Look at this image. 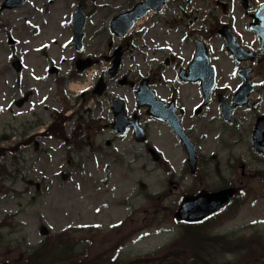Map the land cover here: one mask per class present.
<instances>
[{
	"label": "rangeland",
	"instance_id": "1",
	"mask_svg": "<svg viewBox=\"0 0 264 264\" xmlns=\"http://www.w3.org/2000/svg\"><path fill=\"white\" fill-rule=\"evenodd\" d=\"M139 1L25 0L22 6L8 9L1 7L3 0H0V149L5 151L0 160L3 168L0 171V264H24L32 248L45 242L46 237L54 239L62 231H68L71 243L75 240L78 243L75 254L87 245L84 239L95 240L88 254L89 257L100 254V260L96 259L98 264H171L178 261L176 257L182 259L180 248L171 246L182 229L167 214L172 213L177 196L185 184L191 183V178L185 170L188 177L180 180L183 152L172 143L173 138L164 127L158 128L162 134L160 148L174 167L175 181L180 184L178 190L173 188L174 184L169 187L163 169L152 162L144 166L141 158L134 157L143 153L141 146L125 151L123 144V151L119 152L99 144L104 150L99 153L90 147L71 148L64 138L70 137L69 132L78 126L76 118L60 125L61 131L50 140L37 136L45 133L52 115L56 116L64 106L70 107L68 115L80 111L86 119L91 101L83 104L80 99L76 100L81 88L74 87L86 89L104 69L97 64L84 73L75 70L78 55L71 39L76 5L80 2L91 13L84 28L87 49L80 56L96 51L100 58L108 53L102 50L106 38L117 42L109 28L111 18ZM262 2L248 0L245 12L240 0H165L161 14L147 16L130 33L129 53L124 57L121 73L126 74L135 88L115 84L107 92L110 96L124 97L131 105L137 82L149 76L153 90L169 95V89L156 86L172 79L171 67L177 58H181L182 66L185 64L188 47L182 46L181 37L186 32H194L196 37L200 34L205 38L210 63L216 70L213 102L203 115L195 117L189 109L200 102L198 87L178 88L187 119L185 125L192 130L200 152L208 160L207 176L196 180L195 185L214 189L231 181V185H242L249 192L242 206L208 227L213 236L226 235L233 239L227 245H213L215 256H210L209 261L213 258L215 264H256L241 245L254 246L264 241V183L253 172L264 165L254 158L250 147L254 120L264 113V87L249 95L259 103L258 107L237 108L234 113L237 127L222 121L216 101L217 94L230 101L241 83L236 76L237 63L224 48L218 30L227 24L249 44L255 39L246 28L248 16ZM56 11L59 14L49 20V15ZM166 21L173 22L175 27L168 29ZM44 27L50 29L49 35L40 38L39 32ZM9 38L14 41L9 43ZM166 59L171 65L160 67ZM14 60L22 64L19 71L12 65ZM73 74L75 78L70 77ZM263 78L264 70L257 68L253 82L259 84ZM26 92H31L28 101L16 108L14 101ZM164 190L170 192L161 204L158 200L152 203L143 199L149 192ZM161 206L168 211L160 215L154 210ZM151 219L152 224L148 225ZM97 225L101 226L99 230L86 228ZM42 227L48 230L47 234L40 232ZM138 228L139 232L133 234ZM116 236V240L124 241L127 237L114 253L124 260L112 262L105 253L112 252ZM236 249L237 255L232 252ZM57 250L58 253L60 248ZM53 257L51 252L50 259Z\"/></svg>",
	"mask_w": 264,
	"mask_h": 264
},
{
	"label": "flooded vegetation",
	"instance_id": "2",
	"mask_svg": "<svg viewBox=\"0 0 264 264\" xmlns=\"http://www.w3.org/2000/svg\"><path fill=\"white\" fill-rule=\"evenodd\" d=\"M88 15H90V14L86 13V17H88ZM112 36H114V35H112ZM115 39L117 41L116 43H113L112 41H110L109 38L105 39L107 42L104 43V45L102 46V50L103 51L107 50L108 53L102 54L100 56V58L95 57V55L97 53L96 51H94V53H92V55L94 56L92 58L96 61L95 65L98 64L104 68L102 73L99 75V77H103V79L105 78L104 76H105V74H107L108 69L112 65V58H110V57L112 56L113 51L116 48L121 47L122 57H124V55L128 53V49L130 47V41H129V40H131L130 34L127 35L123 39L119 40L116 37H115ZM195 40H200V41L205 43V38L203 36H201L200 34L197 35V37H196L193 32L184 33V37H183L184 43L182 44V46L188 47V54L185 57V59H186L185 64L176 69V75L182 67L186 66L187 63H189L191 61L193 54H194V51H195V45H194ZM86 49H87V45H86V43H84L83 50H80V51H84ZM246 49H249V48H246ZM168 61H169L168 59L165 60L166 63H168ZM178 62L181 63V59H179ZM238 64L240 65V66H238V68L250 67L251 68V75L254 78V74H255V71L257 68L264 70V52L260 55L256 54V58L252 62L251 61H242ZM123 78H125V81L123 83V85H124L126 83V76H124ZM263 80H264V78H263ZM105 81H106V89H108L112 84H116V85L119 84L118 76L115 78H112V79H109V78L105 79ZM182 85H184V84H182ZM256 90H259L258 86H254L253 92H255ZM87 94L91 95V90L82 94V96L87 95ZM114 98L115 97H111V96L107 95V90L104 92V94L100 98H94V101H93L94 105H93V108L91 110V128L89 130V134L86 133L83 141H87L90 146H94V145L97 146L99 144H104V145L109 146V147H116V146H118L116 144H119V146L123 147V144H124L125 150L132 148L133 145H135V146L139 145L142 147L143 153H141V154L137 153L136 155H134V157L141 158V160H143L144 166L147 165L148 162H153V163L159 164L162 162V158H161L162 156H161V150H160L161 149L160 146H162V138H161L162 135L160 134L159 130L153 131L152 127H154V126L160 127L161 125H164L165 128L167 129L170 137L173 138V143H176L177 145H179L180 148L182 149V151L185 152L181 142L177 139V137L169 129L167 124H165L164 122L157 120L151 116H148L146 114V108L142 107V106H138L137 104H135V102H134V105H131L132 108H130L123 101V106L125 109V116L127 118V122L130 123L131 127L128 128L126 130V132L123 134L117 133L113 128H111V124L114 123V118H113V114L111 111V107H112V103H113ZM171 101L175 103L176 112L179 116L180 112H178V110H177L178 98L174 95L165 97L164 102L166 104H168ZM258 105H259L258 102L253 101V105H252L253 108L258 107ZM180 121H181V124L183 126L184 131L186 132L188 137L192 140V131L183 125L181 118H180ZM256 122H257V117L254 120L253 126H255ZM134 125L139 126V128H140L139 131H135ZM44 136H45V138H47V134ZM77 136L80 137V140H82V138L79 134H77ZM137 139H140L141 141L137 142ZM196 145L198 146V144H196ZM263 145H264V143H263ZM198 150H199V147H198ZM200 154L201 153L200 152L198 153V151H197V163H196L195 172H194V174H191V177H190L191 183L185 184L183 186V190L185 189L188 192L182 191L181 195H183V194L187 195V194H190L191 192H193L195 190V181L196 180L201 181L203 179V177H206L208 174L207 170H206V165L208 163V160L206 159V157H204ZM256 157H257V159H259L261 162L264 163L263 157H260V156H256ZM188 171H189V169H188ZM201 171H202V174H201ZM169 183L174 184L173 188L176 190H178L180 187V184L178 182L174 183V181H169ZM182 183H185V181H182ZM227 184H228V182H226V185L224 187L229 186Z\"/></svg>",
	"mask_w": 264,
	"mask_h": 264
},
{
	"label": "water",
	"instance_id": "3",
	"mask_svg": "<svg viewBox=\"0 0 264 264\" xmlns=\"http://www.w3.org/2000/svg\"><path fill=\"white\" fill-rule=\"evenodd\" d=\"M23 4V0H5L2 4L3 7L12 8L15 6H20ZM163 8V0H143V2L137 3L131 10L121 13L114 17L111 21V29L119 36L123 37L127 33V31L132 27L133 23L138 17L143 16L148 10H155L156 12H160ZM85 23V16L80 8V6H77V9L74 13L73 17V42L75 43L77 48L81 47V40L83 36V26ZM258 23V22H257ZM220 33L225 36L226 38V47L231 50V52L235 55L237 59H240L238 56L239 54H242V50L238 47V45L235 43L234 38L229 33V29L226 26H223ZM196 43V53L193 64L195 63V60H198L199 58L202 59L203 57V74L205 75V79H203L202 82V89L204 91L205 99L207 100L208 94L213 87L214 84V70L211 66L208 65L207 57H205V54L203 50L201 49V43ZM115 63L114 67L111 69L110 73L113 76L119 66V55L116 53L115 55ZM190 64L188 66L189 69L192 68L193 64ZM91 62H82L77 61V67L78 70L81 71L85 67L89 66ZM16 70H19L20 65L19 62L16 61L13 63ZM193 75V74H192ZM191 80H196L198 76H192ZM100 79L97 83V94H101L103 91V84ZM250 90V85L248 78H245L243 86L237 91V93L234 96L233 105L229 108H226L224 106L225 103L221 102V105L223 107V115L225 118L228 117V114L230 110L235 107L237 104H243L244 98L248 94ZM137 99L139 102H142V100H146L147 103L150 105L149 112L155 116L159 114V111H157L156 102L152 101V93L147 89V81L144 80L141 82L139 90L136 92ZM147 97V99H146ZM26 100V97L16 102L17 106H20L24 101ZM118 100H115V106L113 107V112L115 114L116 118H122L123 117V111L120 106V102H117ZM162 118L166 121L171 122L172 116H162ZM255 143L254 146L257 145V135H255L254 139ZM187 146V152L189 155V162L191 167H193L194 164V149L192 145L186 144ZM260 150V149H258ZM264 154V149L261 151ZM233 189H224L213 193H206V192H200L195 197H187L184 198L178 208V210L175 212V217L180 220H186V221H198L201 220L208 215L214 213L217 210H220L226 206V204L230 201L232 195H233ZM42 233H45L46 230L42 229Z\"/></svg>",
	"mask_w": 264,
	"mask_h": 264
},
{
	"label": "trees",
	"instance_id": "4",
	"mask_svg": "<svg viewBox=\"0 0 264 264\" xmlns=\"http://www.w3.org/2000/svg\"><path fill=\"white\" fill-rule=\"evenodd\" d=\"M208 224L209 223L206 222H200L182 225V234L172 245L174 248H180V257H182V259L176 257L175 254L176 261H178L172 262L173 264H215L212 262L213 258L212 261H209L210 256L214 255L215 246L213 245L215 243H218L220 246L222 243L227 245L230 240L228 241L225 239V236H210L208 232ZM60 236L61 235H57L54 239H48L46 243L36 247L24 264H29L31 261L34 262V264H52L55 261L60 260L61 257H59L57 253V248L61 243ZM246 246L251 257L255 259L256 264H264V241L256 242V245L254 246H251V244ZM252 247L253 250L251 252ZM224 251V253H229L227 250ZM51 252L54 256L52 259H50ZM232 252L237 254V249Z\"/></svg>",
	"mask_w": 264,
	"mask_h": 264
},
{
	"label": "bare ground",
	"instance_id": "5",
	"mask_svg": "<svg viewBox=\"0 0 264 264\" xmlns=\"http://www.w3.org/2000/svg\"><path fill=\"white\" fill-rule=\"evenodd\" d=\"M59 13L56 11L54 14H50L49 15V20H53L54 18H55V16L56 15H58ZM152 15V13L150 12V13H148L147 15H145V16H143L141 19H139L138 21H137V23H136V26L138 25H141L143 22H144V18L145 17H147V16H151ZM45 29L44 30H42V31H40L39 32V37L40 38H43L44 36H48L49 35V32H50V29L49 28H46V27H44ZM48 45V44H47ZM81 88V87H79V86H76L75 88ZM83 87V86H82Z\"/></svg>",
	"mask_w": 264,
	"mask_h": 264
},
{
	"label": "snow or ice",
	"instance_id": "6",
	"mask_svg": "<svg viewBox=\"0 0 264 264\" xmlns=\"http://www.w3.org/2000/svg\"><path fill=\"white\" fill-rule=\"evenodd\" d=\"M81 91H84V89H81Z\"/></svg>",
	"mask_w": 264,
	"mask_h": 264
}]
</instances>
